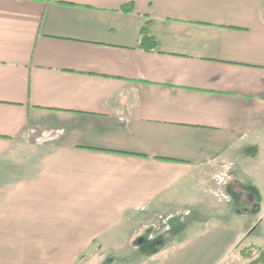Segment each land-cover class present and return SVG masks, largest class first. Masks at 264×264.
<instances>
[{"label": "crops", "instance_id": "1", "mask_svg": "<svg viewBox=\"0 0 264 264\" xmlns=\"http://www.w3.org/2000/svg\"><path fill=\"white\" fill-rule=\"evenodd\" d=\"M263 148L264 0H0V264L141 246Z\"/></svg>", "mask_w": 264, "mask_h": 264}, {"label": "rangeland", "instance_id": "2", "mask_svg": "<svg viewBox=\"0 0 264 264\" xmlns=\"http://www.w3.org/2000/svg\"><path fill=\"white\" fill-rule=\"evenodd\" d=\"M250 159L252 164L239 167L237 175L231 172L232 167L230 168L229 182L232 181V176L238 182L232 181L228 184L230 189L227 188V191L223 192L227 199L215 195L219 200L218 207L207 203L211 208L199 215H192L193 221L191 217L182 219L179 232H162L164 242L157 248V252L148 250L149 254L143 256L141 252L145 248L135 244L107 246L104 249L115 253L114 256L102 252L95 258L83 259L79 264L248 263L255 258L259 250L264 249V148L251 155ZM229 191L238 192L236 200ZM235 202L238 205L234 211ZM156 216L153 219L150 217V222L156 219ZM157 243L160 245L162 242L158 240ZM246 253H250V256L246 257Z\"/></svg>", "mask_w": 264, "mask_h": 264}, {"label": "trees", "instance_id": "3", "mask_svg": "<svg viewBox=\"0 0 264 264\" xmlns=\"http://www.w3.org/2000/svg\"><path fill=\"white\" fill-rule=\"evenodd\" d=\"M121 9L123 11H132V5L129 4V5H126V6H122ZM156 44H157L156 41L147 34V32L145 31V29H142L141 34H140V39H139L138 46L140 48L144 49V50H152V49H155L156 48ZM172 225H174V223ZM155 241H157L156 238L150 239V240H148V239L145 240V243L140 246L142 249L145 248V250H143V251L141 250L142 251L141 253L147 255V254H149L148 252L150 250L153 253L157 252L158 251L157 248L159 249V247L163 243L159 245ZM152 243H154V245H152ZM245 255H246V257H249L250 256V253H246ZM246 264H264V249L259 250V252L255 256V258L252 259V260H250Z\"/></svg>", "mask_w": 264, "mask_h": 264}, {"label": "built area", "instance_id": "4", "mask_svg": "<svg viewBox=\"0 0 264 264\" xmlns=\"http://www.w3.org/2000/svg\"><path fill=\"white\" fill-rule=\"evenodd\" d=\"M231 178L230 174L227 172L218 174L214 177V181L218 183H223L228 181ZM226 195L223 193H220V197L223 199ZM187 214H167V215H157L154 222H151L147 225H143V227L140 229L141 232L138 233V235L144 233L146 230L151 229V232L148 235V238H152L155 234L162 233L169 230L170 221L175 218L182 219L183 216H186Z\"/></svg>", "mask_w": 264, "mask_h": 264}]
</instances>
